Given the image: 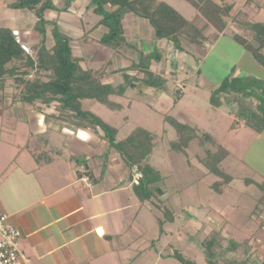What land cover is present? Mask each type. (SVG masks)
Masks as SVG:
<instances>
[{
	"label": "trees",
	"instance_id": "obj_1",
	"mask_svg": "<svg viewBox=\"0 0 264 264\" xmlns=\"http://www.w3.org/2000/svg\"><path fill=\"white\" fill-rule=\"evenodd\" d=\"M57 1L3 0L2 4L8 8L33 14L38 40L31 45L33 53H28L22 48V43L12 28L0 26V93L11 95L12 107L16 111L17 102L28 104L43 113L47 122L52 120L60 124H72L74 129H90L101 136L107 142L108 153L115 150L136 176L132 188L140 201L152 205L154 200L161 203L165 190L159 183L165 176L162 170L151 162V157L163 134L152 132L144 126H136L125 138H120V129L85 107V102L92 100L111 110L120 111L132 107L134 96H126L130 88L139 97L146 96L150 88L161 91H170L173 88L169 78L157 70L156 66L162 60L159 48L154 45L151 50H146L148 47H140L132 41L127 35L124 23L126 19H131L132 23L136 18H144L154 29L155 40H166L179 52L186 51L185 44L195 45L200 49L207 47L210 33L204 32L198 23L186 18L164 0H84L88 1L87 9H92L99 19L94 24L80 20L82 33L75 37L80 39L84 46L96 42L111 51L107 60L94 67L84 55L75 53L74 35H68L60 27V14L70 9L78 0H65L61 7H58ZM187 1L216 33H226L234 4L218 3L215 0ZM51 11H56L57 15L49 16ZM247 31L250 37L237 32H233L231 36L264 68V19H252ZM49 32L54 39L52 46L47 45ZM122 60L130 63L111 68L114 63ZM115 74H121L123 80L116 84L104 81ZM8 89H11V92ZM179 91L176 102L183 94V91ZM115 98H125L129 102L125 105ZM221 98H224L228 105L237 104L239 107L235 112L240 121L235 120L230 124V129L239 128V123L242 122L241 124L254 131L264 133V78L241 76L234 67L233 73L213 88L211 103L220 106ZM90 105L93 106L94 103L91 102ZM52 109L55 112H52ZM166 119L177 134V139L170 141L172 149L187 155L190 142L198 137L200 130L190 127L172 115ZM201 132L200 139L203 143H219L217 151H208L204 163L210 173L221 178L213 183V188L221 192L222 187L232 181L231 176L220 167L229 151L216 136L207 131ZM45 146L52 147L51 144ZM43 154H48V151L45 149ZM257 185L264 190V179ZM262 199L264 201V193ZM170 214L167 219L173 221L175 213ZM259 226H264V219L260 221ZM254 239L251 236L243 242L234 237L227 239L223 225L212 227L202 240L207 264H264V260L260 261L254 257L258 249L257 245L253 246L256 242ZM180 252L173 251L177 259L195 264L196 261L185 259ZM248 252L250 256L247 255Z\"/></svg>",
	"mask_w": 264,
	"mask_h": 264
},
{
	"label": "rangeland",
	"instance_id": "obj_2",
	"mask_svg": "<svg viewBox=\"0 0 264 264\" xmlns=\"http://www.w3.org/2000/svg\"><path fill=\"white\" fill-rule=\"evenodd\" d=\"M58 1V7L64 5L65 0ZM164 1L173 5L186 18L198 23L200 28L206 21L187 0ZM215 1L234 4V8L228 19L226 33L218 40V36L212 37L211 27L208 46L202 49L185 44L186 51L179 52L166 40H155L154 29L144 18H136L132 23H130L131 19L124 21L127 35L137 45L148 47L146 50H151L154 45L159 48L162 60L156 67L160 73L169 78L173 87L170 91L150 88L146 96L139 97L130 88L126 96L130 98L134 96L132 107L120 111L111 110L92 100L85 102V107L95 111L104 120L120 129V138H125L136 126H144L152 132L163 134L152 154L151 162L158 166L165 176V179L159 183L165 194L161 203L154 200V204H150L152 209L143 206L146 212L145 216L142 213L141 217L143 224L150 230L149 236L156 239V249L151 253L145 252H149L147 255H151V260H155L156 264H189L177 259L173 253L169 255L174 250H180L185 259L196 261L195 264H207L202 240L212 227L222 225L227 239L234 237L239 242H243L248 236L255 238L256 242L253 246L257 245L258 249L256 255H253L260 261L264 260V226H259L260 221L264 219L262 199L264 190L257 185L264 179V133H258L241 124L242 122L239 123V128L230 129V124L235 120L240 121L235 112L239 108L237 104L228 105L224 98H221L220 106L211 103L213 88L225 77L230 76L234 67L241 76L252 75L264 78L263 66L249 53L243 51L231 36L233 32H237L250 37L247 31L250 21L264 19V0ZM2 2L3 0H0V26H17L14 31L20 42L23 41L31 46L33 43L31 41L38 40V32L34 29L35 17L25 10L4 8ZM87 3L88 1L78 0L70 9L60 14V27L68 35L78 37L82 33L80 20L94 24L99 19V16L91 11L92 9H87ZM18 13H22L21 16H18ZM48 15L54 17L57 12L51 11ZM48 36L47 45L52 46L54 39L50 32ZM76 37L74 38L76 43L73 44L75 53L84 55L91 66L97 67L110 57L111 51L107 48L96 42L84 46ZM129 63L124 60L118 61L111 68H116L118 65L126 66ZM122 80L121 74L104 79L105 82L115 84ZM178 89L183 91V94L176 102ZM8 91L11 92V89ZM115 99L125 105L129 102L125 98ZM91 102L94 103L93 106L90 105ZM20 110L25 113L22 108ZM11 111L14 112L13 107ZM52 112L55 110L52 109ZM170 115L200 130L198 137L190 142L187 155L171 147L170 141L177 139V134L166 119ZM19 124V131L22 135H26L27 122L19 121ZM68 125L75 127L72 124ZM164 129H166L165 133H163ZM201 131L216 136L229 151L220 167L231 176L232 181L223 186L221 192L213 188V183L221 178L210 173L204 163L208 151H217L219 143L216 145L203 143L200 139ZM100 133L103 134L101 130ZM7 137L8 141H14V137ZM2 141L3 146L12 150L13 142L4 139ZM26 142L21 140L20 145L23 146ZM65 146L57 143L58 148ZM34 149V151L40 150L34 152L39 162L45 158L43 149L54 155L53 148L49 146L37 145ZM114 151L111 150L109 153ZM170 212L175 213L173 221L167 219ZM247 255L250 256L249 252ZM169 257L170 260L165 261Z\"/></svg>",
	"mask_w": 264,
	"mask_h": 264
},
{
	"label": "crops",
	"instance_id": "obj_3",
	"mask_svg": "<svg viewBox=\"0 0 264 264\" xmlns=\"http://www.w3.org/2000/svg\"><path fill=\"white\" fill-rule=\"evenodd\" d=\"M210 28L206 21L201 27ZM211 35L220 40L213 29ZM16 105L11 111V95L0 93V212L20 230L25 264H156L145 253L156 249V239L141 221L143 206L152 207L134 193L136 176L120 155L108 154L107 142L90 129L47 122L28 104ZM19 121L27 122L26 135ZM45 144L54 155L39 162L34 148Z\"/></svg>",
	"mask_w": 264,
	"mask_h": 264
},
{
	"label": "built area",
	"instance_id": "obj_4",
	"mask_svg": "<svg viewBox=\"0 0 264 264\" xmlns=\"http://www.w3.org/2000/svg\"><path fill=\"white\" fill-rule=\"evenodd\" d=\"M21 43L26 52L33 53L31 46ZM20 237V230L10 221L9 215L0 212V264H25L28 261L26 254L21 250Z\"/></svg>",
	"mask_w": 264,
	"mask_h": 264
}]
</instances>
